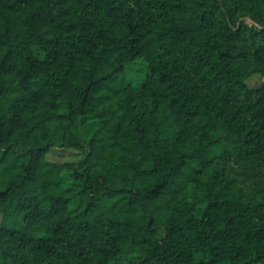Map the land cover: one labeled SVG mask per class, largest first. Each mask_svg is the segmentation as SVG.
Returning <instances> with one entry per match:
<instances>
[{"label": "trees", "instance_id": "16d2710c", "mask_svg": "<svg viewBox=\"0 0 264 264\" xmlns=\"http://www.w3.org/2000/svg\"><path fill=\"white\" fill-rule=\"evenodd\" d=\"M256 74L264 0H0V264H264Z\"/></svg>", "mask_w": 264, "mask_h": 264}, {"label": "rangeland", "instance_id": "374dc122", "mask_svg": "<svg viewBox=\"0 0 264 264\" xmlns=\"http://www.w3.org/2000/svg\"><path fill=\"white\" fill-rule=\"evenodd\" d=\"M245 22L247 23H252V21L250 20V18L248 17H244L242 18ZM249 85L251 87H258L260 86L262 83H264V77L260 74H256L254 76H252L250 79H249ZM48 157L51 159V160H54V161H63V159H72L75 157V154H74V151H71V150H66V151H63L61 152V154H58V153H49L48 154ZM0 220H1V214H0Z\"/></svg>", "mask_w": 264, "mask_h": 264}]
</instances>
